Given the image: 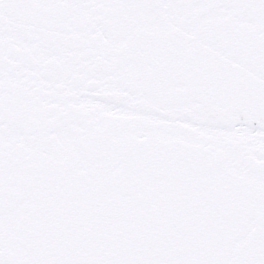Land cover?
Wrapping results in <instances>:
<instances>
[{"label":"snow or ice","instance_id":"obj_1","mask_svg":"<svg viewBox=\"0 0 264 264\" xmlns=\"http://www.w3.org/2000/svg\"><path fill=\"white\" fill-rule=\"evenodd\" d=\"M0 264H264V0H0Z\"/></svg>","mask_w":264,"mask_h":264}]
</instances>
